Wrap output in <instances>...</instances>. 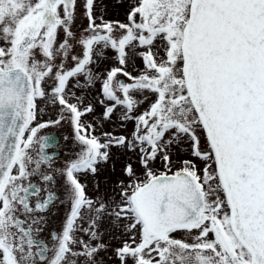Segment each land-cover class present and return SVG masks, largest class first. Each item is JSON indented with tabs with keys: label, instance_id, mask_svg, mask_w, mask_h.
<instances>
[{
	"label": "snow or ice",
	"instance_id": "6c2138e0",
	"mask_svg": "<svg viewBox=\"0 0 264 264\" xmlns=\"http://www.w3.org/2000/svg\"><path fill=\"white\" fill-rule=\"evenodd\" d=\"M77 3L0 0V264H100L104 225L123 237L119 264H264V0H134L126 23L83 0L79 35ZM107 49L118 64L101 78L92 66ZM98 80L97 123L121 110L130 135L102 140L83 119L96 109L71 89ZM40 101L58 118L41 122ZM65 121L80 147L54 167L58 142L40 133ZM112 148L139 167L125 163L110 192L90 197L79 174L95 176ZM52 172L66 178L71 210L49 246L37 214L53 194L30 198L42 191L32 178Z\"/></svg>",
	"mask_w": 264,
	"mask_h": 264
},
{
	"label": "rangeland",
	"instance_id": "374dc122",
	"mask_svg": "<svg viewBox=\"0 0 264 264\" xmlns=\"http://www.w3.org/2000/svg\"><path fill=\"white\" fill-rule=\"evenodd\" d=\"M114 1L113 0H107V4H112ZM83 0H78L77 3V19L75 26L73 27V31L79 35L80 31L82 30L83 27L87 25V20L83 17ZM99 22V21H98ZM58 39H63V33L61 32L59 34ZM80 49L77 48L74 54H79ZM114 52L111 49H108V51L105 50L104 52V57L107 58L106 64L102 60H98L96 65H93V70L94 72H97L101 78H103V73L110 69L111 67L117 66L118 62L116 60V57L113 56ZM143 67L142 60L137 57L136 60L128 66V70L132 71L133 74H136L139 70H141ZM81 82H83V77L80 78ZM125 82L126 78H125ZM74 83V82H73ZM100 81L98 80L95 84L94 87H92L90 90L85 89L83 91L72 88V91H75L77 95L80 96H85V104L91 102L93 106L96 109V112L94 115H87L83 119L85 121L92 122L94 124H97L95 135L98 137H102L103 132H112L115 135H130V133L133 130L134 122L133 121H128L125 122L124 126H121L120 121L118 120V116L120 115V111L118 110L117 113L114 115L113 119L110 121H104L102 123V126L97 123V121L100 118V113L103 111V108L101 105L97 103V100L103 99V97L100 95ZM107 103V101H106ZM39 107L43 108L44 111L43 113H38V119L43 122L47 120H55L58 118V108L53 107L51 105H46L43 101L39 102ZM147 107V103L142 105L141 110L143 108ZM53 130L55 133L59 134L60 136V143L59 147L61 148V156L57 159V162L62 166L65 161H67L66 156L68 155V148L70 147V144L72 143V129L70 124L65 121L62 122L60 126H55V127H49L46 129H43L42 131L46 130ZM67 136L69 139L65 141L64 137ZM111 155L112 158L107 164H101L98 165V173L95 176L89 175V174H82V182L86 186V192L87 195L90 197H97L99 195H102L106 192H110L111 188L113 186V182L117 178L123 179L124 177L122 176V168L125 163L127 162H132L134 166L139 167L138 163L136 162V157L132 153H127L124 150L117 149V148H112L111 149ZM173 159L177 161L175 164L173 171L176 170V168H179V154L174 155ZM155 168L157 171H163L164 169L161 167L160 163L157 162L155 165ZM61 175V174H60ZM63 177L64 185L67 189L68 192V185L66 182V178ZM99 182V191H97L96 184ZM62 213L59 217V222L56 225L59 230L61 231L60 228L63 227L66 216L68 214V211L71 210V200L69 197V192H68V198H67V203L64 205V207L61 208ZM78 223H81L83 227H88V220L85 219L83 221H79ZM101 231H103V237H102V242L108 245V250L102 251L99 253V256L97 257V260L100 262V264H119V261L115 258L114 256V249L116 247H119L121 244V240L123 237H120L119 234L112 228L108 227L107 225L102 226ZM78 237H83L86 241L88 240V237L85 236L82 232L76 233ZM180 236H183L184 234L181 233L179 234ZM92 243H96V241H92Z\"/></svg>",
	"mask_w": 264,
	"mask_h": 264
},
{
	"label": "flooded vegetation",
	"instance_id": "af4514ba",
	"mask_svg": "<svg viewBox=\"0 0 264 264\" xmlns=\"http://www.w3.org/2000/svg\"><path fill=\"white\" fill-rule=\"evenodd\" d=\"M114 2L112 4H107V0H97V6L95 8L97 15H103L105 20L110 21H120L123 23L127 22L126 14L129 8V5L134 2V0H113ZM108 51V49L106 50ZM114 52V51H113ZM114 57H116V53L113 54ZM103 62L106 64L107 58H103ZM121 79H125L121 77ZM41 135H51L55 138V140L58 142L57 147L50 148L47 150L48 154H51L53 151L56 152L57 159L61 156V148L59 147L60 143V136L59 134L55 133L53 130H46L41 131ZM79 145L74 143L72 140V143L70 144V147L68 148L67 152L68 155L66 156V159L72 158L75 153L79 151ZM55 162L54 167L61 166L59 162ZM42 169L45 171H51L50 169H47L46 167L42 166ZM53 180L49 182H45L40 178L39 176L32 178V183L36 184L38 187L42 189V191L39 194V197H31L30 200L34 203L37 199L43 200L47 199L48 194H53V200L49 204L48 208L41 213H38V216L43 217V221L41 223V227L43 228V232H41L38 236L39 239H43L46 243L51 246V237L50 233L55 231L58 234L62 231L63 227L59 228L56 226L59 222V217L62 213L61 208L64 207V205L67 203L68 198V192L64 185L63 177L59 173L52 172ZM79 179L82 184V174H79ZM87 193V192H86ZM70 211H68V214ZM68 214L66 216V219L68 217ZM66 221V220H65ZM65 224V223H64ZM64 226V225H63Z\"/></svg>",
	"mask_w": 264,
	"mask_h": 264
}]
</instances>
